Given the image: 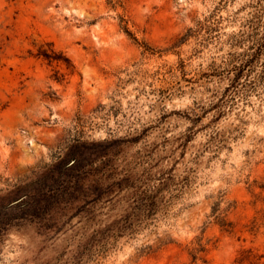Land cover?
Segmentation results:
<instances>
[{"label": "rangeland", "instance_id": "obj_1", "mask_svg": "<svg viewBox=\"0 0 264 264\" xmlns=\"http://www.w3.org/2000/svg\"><path fill=\"white\" fill-rule=\"evenodd\" d=\"M263 31L264 0H0V264H67L145 193L83 264L264 254Z\"/></svg>", "mask_w": 264, "mask_h": 264}, {"label": "trees", "instance_id": "obj_2", "mask_svg": "<svg viewBox=\"0 0 264 264\" xmlns=\"http://www.w3.org/2000/svg\"><path fill=\"white\" fill-rule=\"evenodd\" d=\"M130 35V34H129ZM255 48H258L259 51L264 49V31L262 38H260L259 42L255 44ZM254 48V49H255ZM43 57L50 61H57L62 62L65 61L61 56H51L48 54V52L43 51L41 53ZM255 57V54L249 55V57ZM250 60L246 61L245 63H241L239 66L235 67L236 76L234 78L233 84H238L240 82V78L244 74L245 67L250 65L252 63L251 58ZM231 87H235L232 85ZM221 107L218 109L220 110ZM251 190L260 189L262 193H264V183L259 184V182L254 181L250 185ZM65 188L63 191L60 190L59 186L51 187L45 183L41 184L38 188L39 193H43L44 196H49L50 198H62L65 193ZM261 196V195H259ZM257 198H260L257 196ZM138 206L136 210L138 211L136 215H127L126 217L121 218L120 220L114 221L113 223L109 224L108 226L99 229V230H92V233L88 234L87 230L89 228H82L83 233L80 235V240L75 244V250L72 252V257L69 259V262L67 264H83L88 259H92L95 255L102 254L104 252H107L108 246L110 245V242L112 239H115L117 237L123 236L124 234L128 232H133L135 230V218H138V220H141L144 217H149L154 214V212L157 209V197L155 196H149L143 194L140 197ZM137 220V219H136ZM223 227H227V231L229 229H232L231 224H222ZM3 229H0V232ZM48 230H51V228H48ZM87 232V233H86ZM205 249L201 243L198 244L197 248H193L192 255L195 261L202 260L198 257V255L201 252H204ZM236 264H264V254H259L255 252L254 250L250 249L247 251H243L236 261Z\"/></svg>", "mask_w": 264, "mask_h": 264}]
</instances>
